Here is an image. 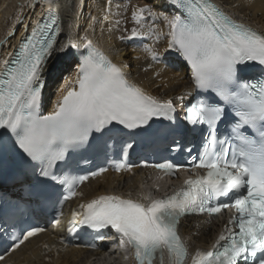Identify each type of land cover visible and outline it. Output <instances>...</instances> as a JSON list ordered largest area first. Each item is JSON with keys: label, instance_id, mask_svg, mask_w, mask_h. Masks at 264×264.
Listing matches in <instances>:
<instances>
[{"label": "snow or ice", "instance_id": "obj_1", "mask_svg": "<svg viewBox=\"0 0 264 264\" xmlns=\"http://www.w3.org/2000/svg\"><path fill=\"white\" fill-rule=\"evenodd\" d=\"M51 3V0H47ZM182 15L164 17L168 28L167 48L174 50L191 69L195 89L211 93L186 109L189 125L206 126L198 162L183 187L162 199L145 194L143 203L120 196H101L81 204L80 219L73 212L71 232L76 224L99 231L111 228L122 248L133 252L137 264H154L166 251L169 264H186L188 250L178 235L181 216L191 213L216 214L234 208L227 235L221 234L207 252H197L192 264H264V78L243 74L250 65L264 69V35L225 15L212 0H167ZM145 7L133 12L142 24ZM49 21L33 29L19 51L0 62V129L11 133L16 146L40 165V175L65 189L63 200L76 196V188L87 175L57 176L54 169L70 151L85 148L93 134L125 130L132 136L149 132L154 121L174 120L172 100H159L129 82L121 67L109 61L91 42L85 45L76 75L75 87L63 94L46 116L39 114L44 81L41 73L53 49L56 23ZM133 29L129 39L141 36ZM150 51V50H149ZM155 59V54L152 55ZM230 119V133L217 135L218 125ZM115 145H113V148ZM134 143L124 140L120 152L127 156ZM166 175L180 168L171 163L144 165ZM128 168L116 162L111 170ZM195 169H202L203 174ZM99 167L91 176L109 171ZM63 201H61L62 203ZM232 229H238L233 231ZM40 227L13 235V250L30 237L43 232ZM223 241V244H221ZM0 259H3L0 256Z\"/></svg>", "mask_w": 264, "mask_h": 264}, {"label": "bare ground", "instance_id": "obj_2", "mask_svg": "<svg viewBox=\"0 0 264 264\" xmlns=\"http://www.w3.org/2000/svg\"><path fill=\"white\" fill-rule=\"evenodd\" d=\"M228 15L249 24L264 33V0H213ZM149 8L142 24H136L132 15L140 8ZM56 9L60 16L58 38L46 58L41 73L44 81L41 110L47 114L54 110L62 90L75 87L78 71L77 52L83 44L91 42L116 63L125 78L159 100H172L183 106L193 95L191 75L178 52L167 48L168 28L164 17L175 15L163 0H58L45 4L43 0H0V62L11 58L18 42L48 11ZM141 36L129 39L132 30ZM150 50V51H149ZM156 58L153 59L152 55ZM11 163L14 156L4 152ZM146 173L131 170L121 176L104 174L83 183L78 194L66 203L65 216L60 222L82 213L81 204L101 196H120L134 201L142 200L144 190L151 187ZM145 186V187H143ZM217 221H204L202 217L188 218L181 222L179 234L188 250L186 264L192 257L207 250L218 231ZM27 248H30L27 247ZM70 264H135L131 255L123 258L108 255L95 257L91 252H80ZM155 264H169L157 258Z\"/></svg>", "mask_w": 264, "mask_h": 264}, {"label": "water", "instance_id": "obj_3", "mask_svg": "<svg viewBox=\"0 0 264 264\" xmlns=\"http://www.w3.org/2000/svg\"><path fill=\"white\" fill-rule=\"evenodd\" d=\"M56 1H58V0H51V3H48L47 0H43V2H44L45 4H52V3L56 2Z\"/></svg>", "mask_w": 264, "mask_h": 264}]
</instances>
